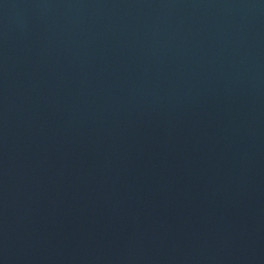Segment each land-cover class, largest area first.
I'll list each match as a JSON object with an SVG mask.
<instances>
[{"label": "water", "instance_id": "obj_1", "mask_svg": "<svg viewBox=\"0 0 264 264\" xmlns=\"http://www.w3.org/2000/svg\"><path fill=\"white\" fill-rule=\"evenodd\" d=\"M0 264H264V0H0Z\"/></svg>", "mask_w": 264, "mask_h": 264}]
</instances>
